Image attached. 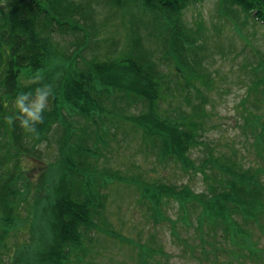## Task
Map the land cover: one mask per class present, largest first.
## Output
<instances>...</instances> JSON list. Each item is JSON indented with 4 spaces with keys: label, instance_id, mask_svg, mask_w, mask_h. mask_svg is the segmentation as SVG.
<instances>
[{
    "label": "trees",
    "instance_id": "16d2710c",
    "mask_svg": "<svg viewBox=\"0 0 264 264\" xmlns=\"http://www.w3.org/2000/svg\"><path fill=\"white\" fill-rule=\"evenodd\" d=\"M199 1L0 0V255L8 256L6 264H82L98 244L94 234L131 247L135 264L167 262L163 242L153 245L149 239L154 234L141 243L113 229L107 205L114 183L130 188L145 219L165 224L181 255L196 264L264 261L258 244L264 238V90L252 91L251 105L258 113L242 115L246 148L258 161L251 172L234 152L222 155L207 140L206 132L214 127L207 109L212 78L203 61L208 36L202 23L192 29L181 20L184 10ZM218 1L223 24H237L228 13L233 6L264 27V0ZM94 5L113 9L99 24L116 21L124 26V49L114 54L117 38H111L103 54L62 67L55 85L46 77V82L22 84L21 75L36 77L61 59L62 33L75 34L82 53L105 43L98 38L99 24L88 19L96 12ZM163 61L177 79L166 76ZM39 84H50L53 91L44 120L37 124L39 135H34L19 119L9 123L7 117L17 93ZM179 97L190 105L187 110ZM74 115L82 125L69 121ZM115 123L136 128L157 163L173 162L185 175H201L204 189L199 192L191 183L179 185L164 177L152 179L142 171L122 175L99 168L98 160L109 149L105 136L112 135L109 126ZM55 127L61 128L58 154L48 166L34 144L43 130L51 133ZM75 131L82 137L74 139ZM193 150H199L198 157ZM33 167L40 172V183L44 171L55 168L44 189L39 183L34 191L28 183ZM169 209H175L173 217ZM20 222L30 240L25 247H7ZM0 264H5L2 258Z\"/></svg>",
    "mask_w": 264,
    "mask_h": 264
},
{
    "label": "rangeland",
    "instance_id": "374dc122",
    "mask_svg": "<svg viewBox=\"0 0 264 264\" xmlns=\"http://www.w3.org/2000/svg\"><path fill=\"white\" fill-rule=\"evenodd\" d=\"M217 4H219L218 0H200L184 10L181 20L192 29L197 28L202 23L204 35L205 37L206 35L208 36L206 47L209 51H204L205 60L203 61L212 78V87L208 90L210 95V100L208 101L210 103L207 105V109L211 114V121L209 122L214 124V127L206 132L207 140L222 155L229 156L234 152L239 161L246 167H250L252 172L257 170L258 161L253 159L250 147V151L246 148L249 144L245 141L241 130L245 121L243 118L244 114L251 117L253 114L258 113V110L251 105V100L255 97L252 91L258 88L260 91L264 90V27L251 20L249 21L241 11L237 13L233 6H229L230 10L228 13L238 25L230 21L223 24L221 21L225 20L216 15L219 11ZM94 6L96 7V12L88 18L90 22L99 24L103 22V19L113 15L112 12L114 11L109 7ZM223 11L226 12L225 10ZM245 22L246 24L244 25L243 23ZM96 31L98 32V38H104L105 43L100 44V48L95 47L94 50L85 51L84 53L80 51L81 45L75 41V34L62 33L58 36L62 53L61 59L54 61L51 68L48 67L47 71H42L40 75L38 74L36 77L32 76L33 78L28 79L21 75L19 81L22 84L37 81L46 82L44 80V77H46L55 82V85L58 83L59 71L62 67L63 69L66 68L73 60L75 63L79 61L81 65L84 61L94 58L97 54H103L110 39L114 37L117 38V48L114 54L124 49V26H120L119 23L114 21L103 27L99 24L96 27ZM162 67L166 76L171 78L173 76L171 66L166 61H163ZM171 79L175 80L177 77L173 76ZM171 86L175 87L174 84H171ZM191 88L195 89V86L192 85ZM259 95L261 96L260 93H258ZM181 97H183V94ZM178 99H180L182 107L187 110L190 105L183 104L180 97ZM246 100L250 103L249 106L248 102H245ZM174 106L175 103L173 104ZM69 121L74 126L83 124L82 119L77 118L76 115L70 116ZM109 127L112 135L107 134L105 136L108 138L109 149L107 152L103 151V156L98 160L99 168H109L122 175L124 171L129 174L142 171L152 179L164 177L179 185L181 183H191L192 187L199 192L204 189L201 175L193 174L194 177L190 175L191 173L185 175L173 162L157 163L156 157L147 154L145 151V142L139 136V131L136 128L116 123L111 124ZM90 129L92 130L93 128ZM43 131L42 136L40 135V142L34 144V146L39 145L37 150H41V152L39 151L40 154L44 155L42 161L48 166H52L53 159L58 154L56 141L61 128L55 127L51 133L50 131ZM74 133V139L77 138V134L82 137L80 131H75ZM87 143L89 144L90 142L87 141ZM3 145L4 143L1 144L2 151L4 150ZM2 151L0 150V153ZM192 154L193 157H198L199 150H193ZM156 164L158 167H156ZM31 169L27 179L34 191L47 185L48 178L55 175V168H47L40 179V183L38 180L40 172L35 170L34 167ZM111 186L114 190L110 191L107 209L109 222L114 230L119 231L121 235L130 238V240L141 243L149 237V234H154V236L149 238L154 240L153 245L162 241L165 246L164 249L169 256L167 258L168 261L163 264H196L188 256L183 257L181 255L180 249L173 242V238L170 237L171 235L165 224L153 225L151 220L145 219L143 207L138 204L136 196L132 192L130 193V188L123 186L121 183H114ZM174 211L169 209L167 214L173 217ZM22 218L24 219L25 216L23 215ZM22 224L23 222H20L15 235L9 238L6 243L7 247L14 248L13 245L15 244H17L16 246L25 247L30 240ZM140 232L143 234L141 238L136 236ZM180 234L182 236L185 235L183 231H180ZM93 238L99 239L98 244L94 246V249L91 248L88 251L87 259L82 264H135V254L131 247L128 246V249L123 248L118 242L113 239L109 241L103 235L94 234ZM258 244L259 248L264 250L263 237L259 238ZM0 256L5 264L9 262L8 256L4 254ZM258 264H264V261Z\"/></svg>",
    "mask_w": 264,
    "mask_h": 264
},
{
    "label": "clouds",
    "instance_id": "9594fccd",
    "mask_svg": "<svg viewBox=\"0 0 264 264\" xmlns=\"http://www.w3.org/2000/svg\"><path fill=\"white\" fill-rule=\"evenodd\" d=\"M52 91L50 84H39L34 88L18 92L13 100L14 111L7 117L9 123L19 119L23 129L39 135L37 124L44 120Z\"/></svg>",
    "mask_w": 264,
    "mask_h": 264
}]
</instances>
